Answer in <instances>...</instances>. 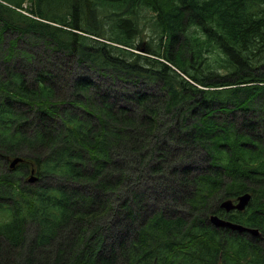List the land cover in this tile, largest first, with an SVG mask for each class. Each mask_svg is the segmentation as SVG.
I'll list each match as a JSON object with an SVG mask.
<instances>
[{
	"label": "trees",
	"instance_id": "trees-1",
	"mask_svg": "<svg viewBox=\"0 0 264 264\" xmlns=\"http://www.w3.org/2000/svg\"><path fill=\"white\" fill-rule=\"evenodd\" d=\"M24 1L0 0V264H264V0Z\"/></svg>",
	"mask_w": 264,
	"mask_h": 264
},
{
	"label": "rangeland",
	"instance_id": "rangeland-1",
	"mask_svg": "<svg viewBox=\"0 0 264 264\" xmlns=\"http://www.w3.org/2000/svg\"><path fill=\"white\" fill-rule=\"evenodd\" d=\"M36 7H37L36 0H25L23 3V10L22 11L25 14H28L30 16L37 18V19H40V17L36 16L34 13L36 11ZM141 12L142 13H141L140 23H141L142 33H141V36L138 38L137 43L142 45V46H149V47L151 46V47H154L155 49H159V36H158L159 32H157V30H156V29H158V26L156 23L154 24V21L156 19V14L149 7H147V8L144 7ZM44 21H46V20H44ZM62 27H64L67 30L73 29L80 34L86 35L87 37H89V42L91 44H96V41H94V39H96V38L101 39V40L104 39L102 37H97V36L93 35L92 33H88V32H85L83 30H76L72 27L64 26V25ZM10 36H11V34L8 33L7 37L9 38ZM162 49L163 48H161V50ZM144 53L147 55L157 57V56L152 55V54L147 53V52H144ZM50 60H51V63L54 64V71H56V73H61L62 76L67 75L69 73V71L74 67H80L83 70V74H85L87 76H90L91 74H93V70L87 68V66H85V64L79 65L75 61L71 62V63H67L66 62L67 59H64L63 61H61L59 58H55V57L50 59ZM161 60H164V58L161 57ZM42 63L46 64V56L45 55H43ZM173 67L176 68L175 66H173ZM72 74L75 75L76 72H73ZM61 78L62 77L60 76V79ZM116 89L120 93V89L119 88H116ZM194 164H198V163L195 162ZM172 187L175 188L176 185L172 184ZM150 191H153V190H150ZM160 193H161L160 190L159 191L156 190L155 194L150 193L153 196L151 206L159 207L160 205H162V203L167 204V205L171 204V202L173 200V198L171 196H173V194H176L175 192H173L171 194L167 193L168 196L164 197Z\"/></svg>",
	"mask_w": 264,
	"mask_h": 264
},
{
	"label": "water",
	"instance_id": "water-1",
	"mask_svg": "<svg viewBox=\"0 0 264 264\" xmlns=\"http://www.w3.org/2000/svg\"><path fill=\"white\" fill-rule=\"evenodd\" d=\"M24 159L21 156L15 157L10 162V167L15 168L19 162H22ZM39 179L35 172V168H32L31 175L28 178L30 183H34ZM252 200V194L250 192H246L238 195L236 198H225L221 201L220 206L226 212L231 211H244L250 204ZM210 221L216 226L221 228H229L233 231L238 232H248L253 236L261 235V231L257 227H251L244 225L242 223L234 222L230 219L219 216L218 214L212 213L209 217Z\"/></svg>",
	"mask_w": 264,
	"mask_h": 264
},
{
	"label": "bare ground",
	"instance_id": "bare-ground-1",
	"mask_svg": "<svg viewBox=\"0 0 264 264\" xmlns=\"http://www.w3.org/2000/svg\"><path fill=\"white\" fill-rule=\"evenodd\" d=\"M212 223V222H211ZM213 224V223H212ZM214 225V224H213ZM245 225V224H244ZM215 226V225H214ZM218 228H221V227H218ZM226 229H229V228H226ZM233 231V230H232ZM238 232V231H237ZM240 233H244V232H240Z\"/></svg>",
	"mask_w": 264,
	"mask_h": 264
},
{
	"label": "flooded vegetation",
	"instance_id": "flooded-vegetation-1",
	"mask_svg": "<svg viewBox=\"0 0 264 264\" xmlns=\"http://www.w3.org/2000/svg\"><path fill=\"white\" fill-rule=\"evenodd\" d=\"M236 212V210H234V211H231L230 213H235ZM250 234V233H249Z\"/></svg>",
	"mask_w": 264,
	"mask_h": 264
}]
</instances>
